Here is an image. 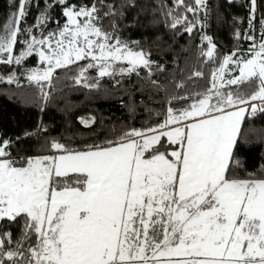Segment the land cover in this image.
<instances>
[{"label": "snow or ice", "instance_id": "obj_1", "mask_svg": "<svg viewBox=\"0 0 264 264\" xmlns=\"http://www.w3.org/2000/svg\"><path fill=\"white\" fill-rule=\"evenodd\" d=\"M10 3L16 10L0 24V65L13 70L0 83L23 88L26 80L46 105L61 79L102 90L103 78L117 88L147 70L136 90L164 104L155 113L146 108L155 123L110 128L102 143L74 147L52 138L37 154L14 156L15 141L0 138V264H264V175L231 171L244 122L264 114L258 0H248L247 30L235 32L247 48L222 55L211 35L200 36L196 64L215 65L203 87L204 70L187 73L186 55L181 67L173 52L175 71L165 76L167 65L151 51L121 38L137 0H44L42 10L39 0ZM32 6L38 16L26 26ZM210 11L208 0H149L136 20L150 14L148 26L192 35ZM33 56L42 67L15 69ZM124 106L135 115L131 96ZM16 224L14 234L8 226Z\"/></svg>", "mask_w": 264, "mask_h": 264}, {"label": "trees", "instance_id": "obj_2", "mask_svg": "<svg viewBox=\"0 0 264 264\" xmlns=\"http://www.w3.org/2000/svg\"><path fill=\"white\" fill-rule=\"evenodd\" d=\"M165 2L169 6L172 4V0H165ZM208 2L211 11L206 27L202 31L194 30L192 35H179L161 23L148 26L150 14L139 15V22H137L136 17L140 8L149 3V0H137V9L127 12L121 38L129 42L139 41L141 47L151 51L153 60L167 65L168 73L165 76L175 71L172 53H180L181 67L185 66L186 55L188 57L187 73L193 70V66L204 70L205 79L198 82L203 87L207 84L209 69L215 65L196 64L201 35H211L222 55L232 51L237 44L243 48L248 47L247 41H237L234 38L238 20L242 21L238 30L241 33L247 30L248 0H239L233 4H228L226 0H208ZM43 8L44 0H39V9ZM15 10L10 0H0V24ZM59 13L60 9L56 8L52 15L59 16ZM260 13H264V3L258 0L257 16ZM37 16L38 9L32 6L29 9L26 26L33 25ZM180 31L182 32L183 29L180 28ZM19 47L21 46L18 45ZM181 49L185 51L181 52ZM18 54V51L14 52V55ZM41 66L38 57L33 56L27 58L22 66H15V69L19 72ZM12 70L13 66L0 65V75L6 77ZM146 72L147 70H141L140 78L135 74L126 75L121 81L122 87L117 88H113L114 81L111 78H103L102 90L73 86L70 80L61 79L57 82L58 91L53 93V98L46 105L40 102L36 86H28L26 80L21 81L25 85L23 88H17L6 82L0 83V138L14 140L13 155L23 156L37 154L41 145L52 138L61 141L69 140L74 147L82 146L102 143L112 134L109 132L110 128H141L146 122L155 123L157 118L155 115L150 116L146 108L152 109L153 113L162 111L164 101L160 95L150 97L147 91L141 93L136 90ZM59 75L63 77L64 73L59 72ZM91 75L95 76L96 72L92 71ZM158 78L163 80L165 77ZM130 96L138 105L134 116L124 106L128 103ZM141 100L144 101L143 104H139ZM92 117H95V123L80 122L81 118L89 121ZM41 125L47 129V132L41 130ZM252 129H256L257 132L254 134ZM261 129H264V114H258L254 119L244 122L234 150L235 159L239 163L231 166L234 176L248 178L264 175V140L259 133ZM8 227L15 234L18 232L19 224Z\"/></svg>", "mask_w": 264, "mask_h": 264}, {"label": "rangeland", "instance_id": "obj_3", "mask_svg": "<svg viewBox=\"0 0 264 264\" xmlns=\"http://www.w3.org/2000/svg\"><path fill=\"white\" fill-rule=\"evenodd\" d=\"M241 20H238V26H237V29L236 30H238V28H240V26H241ZM236 30H235V32H236ZM234 38H235V33H234ZM124 64H126V62H123ZM42 67V66H41ZM88 124V123H87Z\"/></svg>", "mask_w": 264, "mask_h": 264}]
</instances>
